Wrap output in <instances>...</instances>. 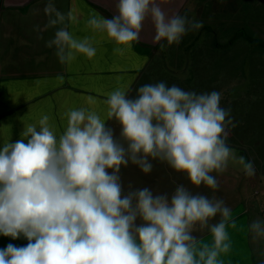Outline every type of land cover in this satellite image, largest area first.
Instances as JSON below:
<instances>
[{
  "label": "clouds",
  "instance_id": "9594fccd",
  "mask_svg": "<svg viewBox=\"0 0 264 264\" xmlns=\"http://www.w3.org/2000/svg\"><path fill=\"white\" fill-rule=\"evenodd\" d=\"M45 11L55 15L51 26L64 24L65 16L51 3ZM146 19L161 48L164 41L179 45L203 26L187 15H169L158 0H117L111 18L92 16L87 23L124 55L139 41ZM47 46L55 48L61 64L78 54L96 55L88 38L78 40L66 27ZM131 92L109 93L105 118L90 107L72 109L57 136L43 115L24 127L21 139L3 143L0 235L28 243L0 249V264H223L221 255L232 248L227 229L236 228V220L222 199L183 184L170 195L132 184L125 189L120 175L129 163L148 174L155 160L185 174L192 186L217 189L212 173L226 169L229 135L237 126L231 108L221 106L223 92L185 90L164 81ZM85 100L96 104L92 96ZM105 120L118 124V134ZM244 170L254 175L253 162L244 163ZM205 230L210 244L194 234ZM249 231L254 239L264 238V221H253Z\"/></svg>",
  "mask_w": 264,
  "mask_h": 264
},
{
  "label": "crops",
  "instance_id": "0c3cea01",
  "mask_svg": "<svg viewBox=\"0 0 264 264\" xmlns=\"http://www.w3.org/2000/svg\"><path fill=\"white\" fill-rule=\"evenodd\" d=\"M6 1L5 7L3 1L4 8L0 16V147L5 141L15 142L21 139L20 134L24 127L37 123L43 115L49 116L57 136L63 133L67 125V120L61 121L60 112L67 113L72 109L90 107L105 118L104 103L91 106L83 103L82 84L88 81V73L98 77L96 82L101 92L109 94L120 89L123 83L131 89L132 84H139L147 74H151L148 71L152 61L160 53V44L154 43L155 29L150 19L143 22L139 41L133 42L131 49L126 50L124 55L114 52L116 45L109 41L105 33L88 26L87 22L92 16L111 18L102 9H106L113 16L116 13L117 0ZM191 1L158 0L169 15H182ZM49 3L65 16L64 24H49V20L55 18L54 13L49 15L45 11ZM60 27H66L78 40L88 38L96 48V55L88 59L78 54L71 63L61 64L55 48L47 46ZM24 78L30 83H22L20 80ZM6 79L10 80L9 86L4 82ZM6 86L7 89H4ZM86 95L92 96L90 93ZM67 99H71L72 104L62 105V101L68 102ZM105 122L118 134L119 126L115 121ZM243 153L231 149L226 169L222 173H212L219 185L215 190L203 184L196 189L190 185L185 174L176 173L166 164L155 160L152 161L153 170L148 174L129 163L121 167L120 175L125 189L132 184L134 188L149 187L154 193L170 195L177 185L183 184L194 193L222 199L232 210L231 217L236 220V228L227 229L232 248L228 254H222L220 259L223 264H235V261L239 264H254L248 216H257L254 211L262 202L251 192L257 182L256 171L254 175L248 176L244 170V163L253 160L246 155L247 152ZM257 175L262 179V174L257 172ZM219 219L217 216L212 222ZM194 234L201 243L210 244L212 241L207 230ZM9 243L24 246L28 241L25 238L13 240L0 235V249Z\"/></svg>",
  "mask_w": 264,
  "mask_h": 264
},
{
  "label": "rangeland",
  "instance_id": "374dc122",
  "mask_svg": "<svg viewBox=\"0 0 264 264\" xmlns=\"http://www.w3.org/2000/svg\"><path fill=\"white\" fill-rule=\"evenodd\" d=\"M3 1L4 7L7 2L0 0V16ZM186 10L184 15L202 21L203 26L184 36L179 45L167 46L164 41L165 47H160L148 71L151 74L139 84L133 82L130 94L144 84L159 81L185 90L223 92L221 106L231 108L237 123L230 132L229 145L234 152H247L256 171L257 182L251 192L262 204L254 211L257 216H248L249 226L256 220L264 221V47L251 45L244 38L235 39L234 34L245 28L264 40V0H192ZM87 79L82 84L83 103L90 93L96 104H102L108 94L97 86L98 77L88 73ZM20 81L30 83L25 78ZM4 82L9 86L10 80ZM127 86L123 83L120 89ZM67 100L62 105L72 104L71 99ZM59 114L62 122L67 120L66 113ZM250 244L254 264H264V238L254 239L250 232Z\"/></svg>",
  "mask_w": 264,
  "mask_h": 264
},
{
  "label": "trees",
  "instance_id": "16d2710c",
  "mask_svg": "<svg viewBox=\"0 0 264 264\" xmlns=\"http://www.w3.org/2000/svg\"><path fill=\"white\" fill-rule=\"evenodd\" d=\"M104 11V13L111 17L112 15L106 10V9H102ZM187 10H185L182 15L186 14ZM235 39H240V38H244L247 40V42L249 41V43L251 45H255V46H263L264 47V40L260 39L258 37L252 36L251 34L248 33V31L245 28H240L234 35ZM251 159V156H250Z\"/></svg>",
  "mask_w": 264,
  "mask_h": 264
},
{
  "label": "flooded vegetation",
  "instance_id": "af4514ba",
  "mask_svg": "<svg viewBox=\"0 0 264 264\" xmlns=\"http://www.w3.org/2000/svg\"><path fill=\"white\" fill-rule=\"evenodd\" d=\"M238 30H239V29H238ZM238 30H237V31H238ZM237 31H236V32H237ZM236 32H235V33H236ZM234 35H235V34H234Z\"/></svg>",
  "mask_w": 264,
  "mask_h": 264
}]
</instances>
